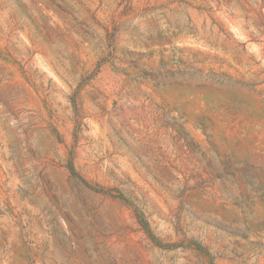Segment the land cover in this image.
<instances>
[{
  "label": "rangeland",
  "instance_id": "1",
  "mask_svg": "<svg viewBox=\"0 0 264 264\" xmlns=\"http://www.w3.org/2000/svg\"><path fill=\"white\" fill-rule=\"evenodd\" d=\"M0 264H264V0H0Z\"/></svg>",
  "mask_w": 264,
  "mask_h": 264
},
{
  "label": "trees",
  "instance_id": "2",
  "mask_svg": "<svg viewBox=\"0 0 264 264\" xmlns=\"http://www.w3.org/2000/svg\"><path fill=\"white\" fill-rule=\"evenodd\" d=\"M72 170V168H70Z\"/></svg>",
  "mask_w": 264,
  "mask_h": 264
}]
</instances>
